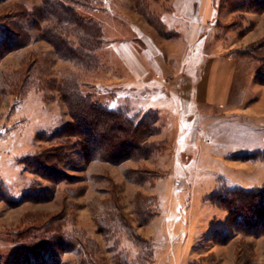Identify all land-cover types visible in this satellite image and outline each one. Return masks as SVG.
<instances>
[{
    "label": "rangeland",
    "instance_id": "1",
    "mask_svg": "<svg viewBox=\"0 0 264 264\" xmlns=\"http://www.w3.org/2000/svg\"><path fill=\"white\" fill-rule=\"evenodd\" d=\"M40 1L0 0V28L15 3L32 8ZM138 1L92 0L78 9L104 29L97 70L61 58L33 28L28 47L1 59L0 264L44 257L80 264L87 254L97 264H116L148 249V264H264V235L214 239L228 229L230 213L213 199L225 186L264 187V159L241 157L264 151V63L260 49L239 55L264 38V11L235 12L214 0L217 15L198 30L195 49L188 41L195 39L199 0ZM231 46L240 63L228 101L193 104L187 115L168 83L182 90L185 74L206 69L201 54ZM69 74L96 100L155 120L149 157L114 164L74 149L55 167L56 179L26 169L28 154L60 153L52 133L72 117L54 82Z\"/></svg>",
    "mask_w": 264,
    "mask_h": 264
},
{
    "label": "trees",
    "instance_id": "2",
    "mask_svg": "<svg viewBox=\"0 0 264 264\" xmlns=\"http://www.w3.org/2000/svg\"><path fill=\"white\" fill-rule=\"evenodd\" d=\"M143 1L138 2L144 4ZM225 1L235 12L264 11V0ZM90 2L92 0H41L32 8L21 2L15 3L9 16H2L6 22L0 28V61L7 54L28 47L34 40L33 28L61 58L83 69L97 70L100 66L98 52L106 42L104 29L97 21L78 11ZM254 48L255 51L261 50L258 54L264 63V38L239 51V55L253 57L256 53ZM28 75L29 72L20 81L19 87L24 88L28 84ZM54 86L68 106L72 121L52 133V140L56 138L60 153L52 155L41 150L22 158V163L30 172L45 179L58 178L61 173L55 167L61 165L67 159V153L74 149L81 150L88 160L114 164L128 159H145L156 149L154 142L150 141L158 131L155 120L148 119L146 115H132L127 109L115 108L96 100L92 94L82 90V81L77 74L60 78L54 82ZM253 155L241 154V157L244 160L264 159V151ZM213 197L218 205L230 213L229 227L215 234L216 241L228 242L237 234L264 235V187L247 189L225 186L213 192ZM143 215H147V212L142 213V218ZM140 222L146 224L147 220L141 219ZM139 240L142 246L146 243L145 240ZM150 253L148 249L136 261L121 255L116 264H148L147 254ZM50 260L44 257L30 264H53ZM80 264L97 262L92 255L87 254Z\"/></svg>",
    "mask_w": 264,
    "mask_h": 264
},
{
    "label": "crops",
    "instance_id": "3",
    "mask_svg": "<svg viewBox=\"0 0 264 264\" xmlns=\"http://www.w3.org/2000/svg\"><path fill=\"white\" fill-rule=\"evenodd\" d=\"M199 1H200V5H199L200 19L198 22H194L193 24V27L196 26L194 28V31H196L195 32L196 35H194L195 39L188 41L190 44H192L193 48L195 49L199 48L201 44L198 43V32L201 29L206 28L210 23V21L212 20V18L216 16L218 12L214 5V0H199ZM191 29H190V33H191ZM247 42H251V41L246 40V44L244 43V46L247 45ZM232 47L233 46L227 47L225 49L226 53L224 52V54L221 53L216 55L204 54L205 56L201 54L202 60L206 61V65H207L206 69L205 68L203 69V66H201L203 65V63H200L201 64L200 67H202L203 70L201 72H198L199 74L198 77H194L188 73L185 74L184 78H182L181 81L182 90L179 91V89L175 86V84H173V81H170L169 83L168 80L165 81L166 86L168 83L169 84L168 87L170 86H173V88L175 87L177 94L179 95L181 101L183 102L184 111L187 115L190 114L191 106L193 104H202V103L214 104V103L228 101L232 90L231 89L232 82L237 73V66L238 63H240V61L235 57V54L231 52ZM196 51L197 50L192 51L191 55L194 56L197 55L198 51L197 52ZM226 72L228 75L227 74L225 75ZM226 76L227 78L225 79Z\"/></svg>",
    "mask_w": 264,
    "mask_h": 264
},
{
    "label": "bare ground",
    "instance_id": "4",
    "mask_svg": "<svg viewBox=\"0 0 264 264\" xmlns=\"http://www.w3.org/2000/svg\"><path fill=\"white\" fill-rule=\"evenodd\" d=\"M219 63V62H218ZM216 70H217V68H216ZM229 70V69H228ZM227 72H229V71H227ZM227 72L225 73V75L227 74ZM228 75V74H227ZM215 78V77H214ZM227 78V76L225 77V79ZM225 81V80H224ZM214 83V82H213ZM207 91V90H206ZM220 97V96H219Z\"/></svg>",
    "mask_w": 264,
    "mask_h": 264
}]
</instances>
